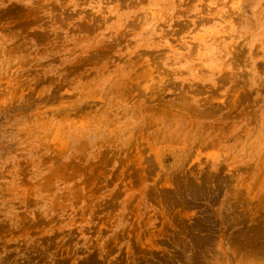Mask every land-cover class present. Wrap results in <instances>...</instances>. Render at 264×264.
<instances>
[{"label":"rangeland","instance_id":"1","mask_svg":"<svg viewBox=\"0 0 264 264\" xmlns=\"http://www.w3.org/2000/svg\"><path fill=\"white\" fill-rule=\"evenodd\" d=\"M0 264H264V0H0Z\"/></svg>","mask_w":264,"mask_h":264}]
</instances>
